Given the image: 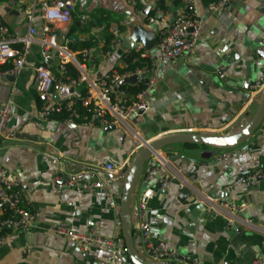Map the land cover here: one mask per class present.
I'll return each instance as SVG.
<instances>
[{"label": "crops", "instance_id": "0c3cea01", "mask_svg": "<svg viewBox=\"0 0 264 264\" xmlns=\"http://www.w3.org/2000/svg\"><path fill=\"white\" fill-rule=\"evenodd\" d=\"M153 1L140 2L144 7L141 14L127 0H82L71 24L58 27L59 40L64 35L77 43L95 40L90 59L93 63L87 58L79 61L86 65L89 78L102 79L125 68V55L135 49L126 40L131 26L160 34L173 22L175 11L181 9L171 7L160 20L156 17L154 24H148L144 11L148 6L153 8ZM195 3L204 28L194 51L184 61L159 63L156 86L149 98L151 108L120 126L42 119V105L34 87L35 68L43 64L37 43L20 72L12 73L11 64L0 67V107L8 103L12 106V129L16 133L15 141L0 143V167L5 175L19 179L36 216L34 226L28 230H10L8 239L0 245V264H102L107 257L105 250L92 247L82 252L78 245L49 229L65 224L77 233L96 232L103 238H118L124 246L120 209L125 177L145 144L179 134L235 133L255 115L259 102L253 85L264 76V0H234L220 14L210 11L211 0ZM34 6L40 10L41 0L14 4L0 1L5 37L16 41V49L22 47L20 41L28 35L24 13ZM95 11L104 15L100 17ZM102 19L103 25L96 26ZM120 23L121 46L106 56L102 51L105 27L109 25L110 32ZM35 29L40 37L42 22L38 21ZM149 53L155 56L157 49ZM52 56L50 65L56 75L58 58L54 53ZM84 93L85 87L81 86L63 89L52 97L54 102L66 103L71 98H82ZM160 152L178 174L165 188L161 187L162 174L143 182L146 162L131 202V226L138 253L143 256L139 225L144 209L151 224V241L168 243L179 257L174 264H256L264 260V181L235 185L230 194L225 192L238 178L264 170V135L260 129L244 144L234 147L176 143ZM229 154L233 156L228 162L218 163V158ZM44 156L58 163L46 161ZM107 162L115 166L128 163L126 172L102 175L109 191L121 194L115 207L103 192L90 193L81 185L57 188L62 180L58 173L64 176ZM228 197L235 207L244 208L234 215L233 228L227 226L225 218L232 214L230 209L216 214L209 211V201Z\"/></svg>", "mask_w": 264, "mask_h": 264}, {"label": "built area", "instance_id": "2783aa9c", "mask_svg": "<svg viewBox=\"0 0 264 264\" xmlns=\"http://www.w3.org/2000/svg\"><path fill=\"white\" fill-rule=\"evenodd\" d=\"M3 1V0H0ZM10 3L25 2L27 0H8ZM82 0H41L40 10L34 6L30 11L24 13L28 24V35L20 42L22 47L16 49V41L5 37L7 29L0 31V67L6 64L12 65V73L20 72L26 65V58L31 53L32 46L37 43L41 47L43 55V64L35 68V90L41 103L40 117L44 120H50L51 116L61 113L66 106L71 118L67 120L71 124L82 123L86 125L99 124L101 126H120L122 123L140 116L151 108L149 103L150 95L156 86L157 68L161 62H170L190 55L201 35L204 23L198 17L195 0H183L182 7L177 18L165 28L159 36L157 44V54L152 56L141 45L135 47V51H140L142 57L147 58L149 66H145L135 71L119 73L113 71L105 75L102 79L92 80L87 74V67L79 61V54L72 49L77 43L75 38L64 35L59 40L58 27L71 24L73 14L77 4ZM137 1L127 0V3L135 8L137 13L142 14V10L136 8ZM229 0H218L210 6V11L214 14H220L226 7ZM157 17H162L163 13L158 10ZM85 21L86 17L81 18ZM42 22L41 36L39 37L35 29L36 23ZM155 17L146 18L148 24H154ZM123 25H114L110 28L113 40L110 44L108 56L112 51L121 46V27ZM39 37V39H37ZM264 49V47H263ZM264 51V50H263ZM52 53L58 58L57 77L51 69L50 61L53 59ZM93 51L85 50L82 53L83 58H87L91 63ZM67 65L74 66L79 76L71 78L68 75ZM137 76L139 81L137 87L142 86L139 93L134 97L128 91L117 88L122 80ZM144 77V79H141ZM220 77L224 78L220 73ZM85 87V93L82 98H71L66 103L54 102L53 95L63 89H75ZM264 92V76L259 78L253 85L254 96ZM79 107L83 111L79 112ZM13 112L12 106L8 103L0 107V143L13 142L16 139V133L12 129ZM261 134L264 135V129L260 127ZM233 155H224L218 158V163L228 162ZM44 160L57 164L56 160L43 157ZM146 167L143 182H148L154 174H162L161 187L165 188L169 179L177 176L178 172L171 170L169 161L160 150L153 151L146 161ZM147 164V163H145ZM128 163L124 162L115 166L112 162L93 168H85L76 173H69L62 177L57 183L59 190L81 185L84 190L90 193L103 192L111 202V206L117 205V197L121 194H112L107 185L103 182L102 175H115L119 172H126ZM181 170V167H180ZM179 170V173L181 172ZM59 178V177H58ZM264 181V170H257L244 175L226 187L225 192L230 194L235 185L248 183L249 185H258ZM229 196V195H228ZM209 211L220 213L224 209H230L232 214L226 216L227 226L233 228L235 224V214L243 211V206L235 207L231 198L216 199L209 201ZM143 209V208H142ZM36 216L30 209V202L25 197L21 183L16 177H9L0 167V245L7 239L6 229L9 230H28L33 227ZM140 239L142 242L143 258L156 264H172L177 261L178 255L166 242H152L151 224L146 218L144 209L140 215ZM49 232L67 238L70 242L78 245L82 252H88L92 247L105 250L107 257L102 264H131L124 246L121 245L118 238H103L96 232L87 234L77 233L65 224H57L49 229ZM4 233V235H1ZM256 264H264V260L256 261Z\"/></svg>", "mask_w": 264, "mask_h": 264}, {"label": "water", "instance_id": "95a60500", "mask_svg": "<svg viewBox=\"0 0 264 264\" xmlns=\"http://www.w3.org/2000/svg\"><path fill=\"white\" fill-rule=\"evenodd\" d=\"M233 1L234 0H229L226 6ZM151 9L152 7L150 6L146 7L144 15L148 16ZM178 13L179 11H175L174 19L177 18ZM158 18V20H160L161 17ZM131 27V35L126 40L127 43L131 44L132 48H135L137 45H141L147 52H151L157 47L159 36L156 32L147 30L143 26ZM180 59L184 61L185 57ZM141 79H144V77ZM138 81L139 77L137 76L128 77L119 82L117 88H121L122 86L126 85H135L138 83ZM256 99L257 102H259V106L255 115L247 123H245L242 129L238 132L229 133L222 136L204 134L171 135L164 137L155 143L145 144V147L137 154L125 177V185L122 193L120 209L124 247L131 264H156L147 261L140 253H138L135 235L133 234V229L131 226V202L133 191L135 190V186L142 175L145 163L150 157L151 153L176 143L204 145L217 148H229L244 144L260 129L264 123V92L258 94ZM60 175L61 173H58V176ZM178 259L179 257L177 260Z\"/></svg>", "mask_w": 264, "mask_h": 264}, {"label": "trees", "instance_id": "16d2710c", "mask_svg": "<svg viewBox=\"0 0 264 264\" xmlns=\"http://www.w3.org/2000/svg\"><path fill=\"white\" fill-rule=\"evenodd\" d=\"M4 1H8V0H4ZM14 1H18V0H14ZM212 3H216L217 0H211ZM153 8L152 10L149 12L148 17L152 18V17H157V11L160 10L163 14L167 13L171 7L180 9L182 7L183 4V0H154L153 1ZM136 8L139 10H144L143 5L140 3V1L136 2ZM96 15H99L100 17L104 15V13H102L101 11H95ZM99 22V24H97ZM98 22L96 23V26H102V22H104V19L102 20H98ZM6 26V24L0 20V31L1 29H3ZM106 30L107 33L105 35L104 38V47L102 49L103 53L108 52L110 49V44L113 40V35L110 34L109 32V25H106ZM122 28V27H121ZM96 41L91 39V40H85L79 43H76L72 46V49L77 52L79 54L78 58L81 60V62H83V56L82 53L85 50L88 49H92L95 45H96ZM124 63H125V68L124 69H119L118 72L120 73H125V72H131V71H135L136 69L145 67V66H149L150 62L147 58L142 57L141 52L140 51H135V50H131L129 51V53H127L125 55L124 58ZM67 70H68V75L71 78H77L79 76V72L78 70L72 66V65H67ZM56 76H59V73L56 74ZM121 89L126 90L131 92L134 95H137L140 91V89H142V86L137 87V86H131V85H126L123 86ZM79 112L81 113L83 111V109L81 107L78 108ZM71 118V113L68 112L66 106L63 107V110L61 113H56L53 114L51 116L52 120H57V121H67ZM190 145H195V144H190ZM5 234H8L10 232L9 229L4 230ZM1 235H4V233H2Z\"/></svg>", "mask_w": 264, "mask_h": 264}]
</instances>
